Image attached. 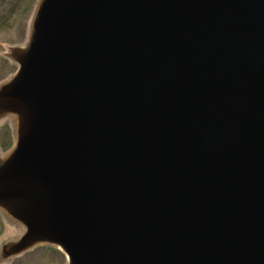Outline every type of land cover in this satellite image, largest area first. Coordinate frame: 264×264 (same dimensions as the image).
Listing matches in <instances>:
<instances>
[{"label":"water","instance_id":"1","mask_svg":"<svg viewBox=\"0 0 264 264\" xmlns=\"http://www.w3.org/2000/svg\"><path fill=\"white\" fill-rule=\"evenodd\" d=\"M8 58L4 257L264 264V0H38Z\"/></svg>","mask_w":264,"mask_h":264},{"label":"rangeland","instance_id":"2","mask_svg":"<svg viewBox=\"0 0 264 264\" xmlns=\"http://www.w3.org/2000/svg\"><path fill=\"white\" fill-rule=\"evenodd\" d=\"M21 0H0V18L7 17L9 8L17 5ZM32 0H24L19 4L18 14L11 17L7 26L0 29V84L9 80L16 72L17 65L9 60L8 55L12 48H21L27 40L28 27L36 5L26 18V10ZM15 119L6 117L0 120V158H3L14 144ZM24 234V228L7 218L0 212V264H67L65 255L56 247L42 245L31 250L4 257L3 247L16 243Z\"/></svg>","mask_w":264,"mask_h":264},{"label":"trees","instance_id":"3","mask_svg":"<svg viewBox=\"0 0 264 264\" xmlns=\"http://www.w3.org/2000/svg\"><path fill=\"white\" fill-rule=\"evenodd\" d=\"M23 1L24 0H21L17 5L13 6L12 8H9V10L7 11V14H8L7 17L3 16V18H0V28L5 26V25L7 26V23H9V21H11V17H13L19 13L17 8H18L19 4H21ZM35 5H36V0H32L30 6H28V9L26 10V15H27L26 18L28 17V15H30V13L34 9ZM1 14L2 13L0 12V15Z\"/></svg>","mask_w":264,"mask_h":264}]
</instances>
